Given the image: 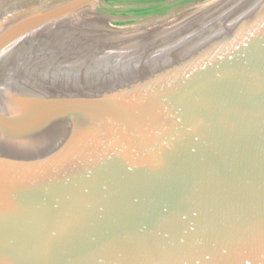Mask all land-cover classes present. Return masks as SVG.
<instances>
[{"label": "water", "instance_id": "obj_1", "mask_svg": "<svg viewBox=\"0 0 264 264\" xmlns=\"http://www.w3.org/2000/svg\"><path fill=\"white\" fill-rule=\"evenodd\" d=\"M161 4L0 0V264H264V0Z\"/></svg>", "mask_w": 264, "mask_h": 264}, {"label": "flooded vegetation", "instance_id": "obj_2", "mask_svg": "<svg viewBox=\"0 0 264 264\" xmlns=\"http://www.w3.org/2000/svg\"><path fill=\"white\" fill-rule=\"evenodd\" d=\"M110 0H106V2H109ZM126 2V3H130L131 7L129 9V12L126 14H122L120 16V20H126L125 18L129 15L131 16H140L141 14H143L144 12H135L136 9L139 8H147V7H155L154 11L156 12V14H158L160 11L163 10V6H162V2L163 0H153L150 2H143L140 0H117V2ZM134 10V11H133ZM99 13L102 14L103 16H109V14L107 13V11H109L108 7H102L99 10ZM104 11V12H103ZM153 11V10H152ZM151 12V11H150ZM120 15V14H119ZM143 16V15H141ZM122 17V18H121Z\"/></svg>", "mask_w": 264, "mask_h": 264}, {"label": "trees", "instance_id": "obj_3", "mask_svg": "<svg viewBox=\"0 0 264 264\" xmlns=\"http://www.w3.org/2000/svg\"><path fill=\"white\" fill-rule=\"evenodd\" d=\"M115 1H117V0H115ZM140 1H143V2H150V1H153V0H140ZM154 9H155V7H147V8H139V9H136L135 10V12H144V13H148V12H150V11H154ZM134 11V10H133ZM119 12V14H126V13H128L129 12V10L128 11H126V10H121V11H118Z\"/></svg>", "mask_w": 264, "mask_h": 264}]
</instances>
